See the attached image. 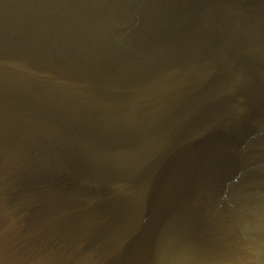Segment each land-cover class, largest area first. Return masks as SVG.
I'll return each mask as SVG.
<instances>
[{
	"label": "water",
	"instance_id": "95a60500",
	"mask_svg": "<svg viewBox=\"0 0 264 264\" xmlns=\"http://www.w3.org/2000/svg\"><path fill=\"white\" fill-rule=\"evenodd\" d=\"M264 0H0L2 264H264Z\"/></svg>",
	"mask_w": 264,
	"mask_h": 264
},
{
	"label": "clouds",
	"instance_id": "9594fccd",
	"mask_svg": "<svg viewBox=\"0 0 264 264\" xmlns=\"http://www.w3.org/2000/svg\"><path fill=\"white\" fill-rule=\"evenodd\" d=\"M226 247L230 249H236L238 251L248 250L253 253H264V240L252 239V240H241V241H228ZM2 264V262H0ZM187 264H191V258L189 257ZM235 264H256L252 259H245L238 257Z\"/></svg>",
	"mask_w": 264,
	"mask_h": 264
}]
</instances>
